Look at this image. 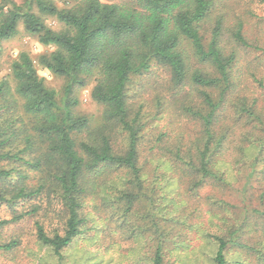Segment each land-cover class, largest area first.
<instances>
[{
	"label": "rangeland",
	"instance_id": "374dc122",
	"mask_svg": "<svg viewBox=\"0 0 264 264\" xmlns=\"http://www.w3.org/2000/svg\"><path fill=\"white\" fill-rule=\"evenodd\" d=\"M21 5L23 0H11ZM119 3L122 0H101ZM229 14L242 24V36L250 47L233 45L237 63L230 74L233 84L225 95L221 88H204L190 80L175 85L162 68L133 77L126 88L129 116L140 115L143 129L139 140L138 166L143 167L141 190L132 189L121 171L111 172L95 193L81 197V235L57 256L38 243L36 226L52 237L62 235L67 215L61 203L42 192L14 205L0 203V246L15 242L10 251L0 249V264H154L160 247V264H214L217 239L229 243L226 264H264V0H223ZM58 5L62 0H57ZM37 14L36 10H33ZM44 25L61 30L53 17L41 16ZM228 27L233 22L229 18ZM213 20L200 25L202 44L207 46ZM53 51L39 45L37 37L25 32L0 44V80L13 87L11 65L20 54L33 61L43 84L62 96L64 80L38 64V57ZM191 69L216 76L205 63L192 61ZM93 84L75 92L74 113L85 117L89 130L109 135L114 153L126 150L125 135L103 127L104 108L91 98ZM202 93L220 104L211 131L209 169L218 179L197 172L198 152L204 141L202 117L208 113ZM7 119L21 117L20 102L14 101ZM252 108L263 125L244 112ZM18 125V124H17ZM81 135L80 138H83ZM22 148L21 144L15 146ZM30 158L36 157L32 151ZM19 168L27 174V186L37 185L38 172L19 162H0V169ZM117 184L116 189L103 186ZM0 183V187H8ZM118 190L134 194L129 209ZM242 246V247H240Z\"/></svg>",
	"mask_w": 264,
	"mask_h": 264
},
{
	"label": "trees",
	"instance_id": "16d2710c",
	"mask_svg": "<svg viewBox=\"0 0 264 264\" xmlns=\"http://www.w3.org/2000/svg\"><path fill=\"white\" fill-rule=\"evenodd\" d=\"M23 0L16 5L0 0V44L17 34L21 23L26 33L37 37L39 45L53 48L38 57V64L64 80L62 96L47 88L38 77L33 61L20 54L11 65L13 87L0 80V162H19L38 172L37 185L27 186V174L19 168L0 169V203L38 196L42 192L61 203L67 220L62 235L47 236L36 226L39 244L50 247L59 256L81 235V197L95 193L111 172L121 171L132 189L141 190L143 167L138 166L139 140L143 129L139 114L132 118L126 103V88L133 77L152 72L155 67L166 70L175 85L185 81L204 88H221L225 95L234 82L230 74L237 63L233 45L250 47L242 36V24L229 14L223 0H122L103 3L101 0ZM37 11V14L33 12ZM41 16L53 17L61 30L47 28ZM229 18L233 22L228 27ZM213 20L207 46L202 44L200 25ZM192 61L210 65L216 76L203 75L191 69ZM91 82V98L103 106V127H113L125 135L126 150L114 153L109 135L89 130L88 120L74 113L75 92ZM260 90L264 86L259 83ZM208 113L202 117L204 141L198 152L197 172L203 178L218 179L209 169L211 126L220 104L202 93ZM20 102L21 117L7 119L14 101ZM249 118L263 125L252 108H243ZM18 124V125H17ZM84 135L83 138H80ZM264 139V137H263ZM21 144L22 148H17ZM36 157L30 158L32 151ZM117 184L103 186L116 189ZM118 190L127 209L134 194ZM52 199V198H51ZM8 222H0V226ZM214 264H226L224 251L235 241L217 239ZM15 242L1 245L10 251ZM242 247V246H240ZM157 247L154 264L161 263Z\"/></svg>",
	"mask_w": 264,
	"mask_h": 264
}]
</instances>
